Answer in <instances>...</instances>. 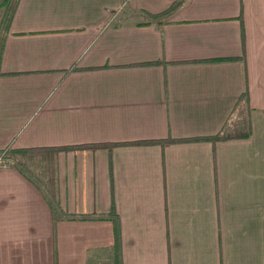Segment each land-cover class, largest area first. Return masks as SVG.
Listing matches in <instances>:
<instances>
[{
    "label": "crops",
    "instance_id": "obj_1",
    "mask_svg": "<svg viewBox=\"0 0 264 264\" xmlns=\"http://www.w3.org/2000/svg\"><path fill=\"white\" fill-rule=\"evenodd\" d=\"M175 1L15 0L0 149L114 144L59 150L58 195L67 214L114 203L119 245L2 166L0 264H264V0L154 19ZM140 140L167 142L121 144Z\"/></svg>",
    "mask_w": 264,
    "mask_h": 264
},
{
    "label": "trees",
    "instance_id": "obj_2",
    "mask_svg": "<svg viewBox=\"0 0 264 264\" xmlns=\"http://www.w3.org/2000/svg\"><path fill=\"white\" fill-rule=\"evenodd\" d=\"M182 0L175 1L172 6L160 13L153 15L154 19L160 21L163 18L169 16L171 10ZM6 3L5 11L0 22V54L2 52L3 33L7 30V27L11 21L12 15L15 10V0H4ZM1 56V55H0ZM1 75V73H0ZM245 99L247 94L242 95ZM230 136L224 134V129L212 136L195 137V138H183V139H171L169 141H190V140H224ZM156 142H167L164 140H140L129 143L121 144H150ZM114 144L104 143H88L72 146L61 147H30V148H12V149H0V167L11 166L16 168L24 177L34 183L40 190H42L46 201L50 206L52 217L57 219L68 220H100L108 219L114 223L115 243L119 245V220L116 217L114 203H112V209L107 214H67L65 213L59 204L58 195V172H57V152L64 149H87V148H99V147H111ZM110 166V179L112 183V168Z\"/></svg>",
    "mask_w": 264,
    "mask_h": 264
},
{
    "label": "rangeland",
    "instance_id": "obj_3",
    "mask_svg": "<svg viewBox=\"0 0 264 264\" xmlns=\"http://www.w3.org/2000/svg\"><path fill=\"white\" fill-rule=\"evenodd\" d=\"M3 6L6 7V3L4 4V0H0V12L3 9Z\"/></svg>",
    "mask_w": 264,
    "mask_h": 264
}]
</instances>
